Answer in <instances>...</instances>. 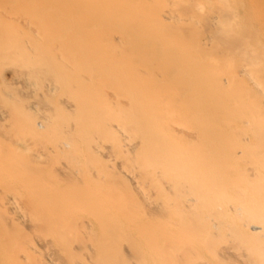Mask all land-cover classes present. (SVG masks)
<instances>
[{"label":"bare ground","instance_id":"bare-ground-1","mask_svg":"<svg viewBox=\"0 0 264 264\" xmlns=\"http://www.w3.org/2000/svg\"><path fill=\"white\" fill-rule=\"evenodd\" d=\"M3 4L0 264H264V0Z\"/></svg>","mask_w":264,"mask_h":264},{"label":"rangeland","instance_id":"rangeland-1","mask_svg":"<svg viewBox=\"0 0 264 264\" xmlns=\"http://www.w3.org/2000/svg\"><path fill=\"white\" fill-rule=\"evenodd\" d=\"M4 3V0H0V22H1V28L3 27V25H4V18L2 17V13H1V7H3V4ZM5 86V85H4ZM4 86H2V87H4ZM7 86V85H6ZM1 86H0V88H2ZM6 88V87H5ZM4 89V88H3ZM7 89H9V87H7ZM6 90V89H5ZM3 124V123H2ZM3 125H5V124H3ZM2 127H4V126H2ZM6 127V128H5ZM5 127H4V129H8V130H10V127L8 126V125H5ZM24 156H27V154L26 155H24ZM24 156H22L21 155V158H24ZM5 171V172H4ZM10 171H12V170H9L8 172L9 173H12V172H14V171H12V172H10ZM2 172H4L5 173V175H7V171H6V169H4L3 168V170H1V172H0V174L2 173ZM5 175L3 174H1V176L3 177V178H5ZM9 175V174H8ZM7 177H10V175L9 176H6V178Z\"/></svg>","mask_w":264,"mask_h":264}]
</instances>
